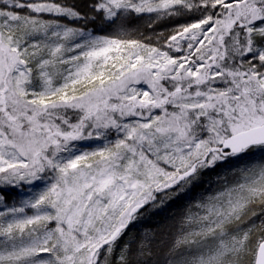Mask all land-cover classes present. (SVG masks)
Segmentation results:
<instances>
[{"label": "snow or ice", "instance_id": "1", "mask_svg": "<svg viewBox=\"0 0 264 264\" xmlns=\"http://www.w3.org/2000/svg\"><path fill=\"white\" fill-rule=\"evenodd\" d=\"M0 264H264V0H0Z\"/></svg>", "mask_w": 264, "mask_h": 264}]
</instances>
